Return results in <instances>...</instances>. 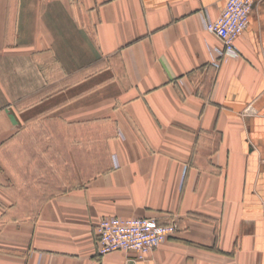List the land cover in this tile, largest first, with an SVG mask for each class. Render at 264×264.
<instances>
[{"label":"crops","instance_id":"0c3cea01","mask_svg":"<svg viewBox=\"0 0 264 264\" xmlns=\"http://www.w3.org/2000/svg\"><path fill=\"white\" fill-rule=\"evenodd\" d=\"M226 1L0 0V264H264V0L238 56ZM108 216L179 231L102 256Z\"/></svg>","mask_w":264,"mask_h":264},{"label":"built area","instance_id":"2783aa9c","mask_svg":"<svg viewBox=\"0 0 264 264\" xmlns=\"http://www.w3.org/2000/svg\"><path fill=\"white\" fill-rule=\"evenodd\" d=\"M254 2L227 0L220 15L206 22L205 28L222 41L223 55H239L236 41L248 27ZM178 231L179 224L175 220L160 223L153 217H104L97 226V253L104 256L124 251L144 259Z\"/></svg>","mask_w":264,"mask_h":264},{"label":"rangeland","instance_id":"374dc122","mask_svg":"<svg viewBox=\"0 0 264 264\" xmlns=\"http://www.w3.org/2000/svg\"><path fill=\"white\" fill-rule=\"evenodd\" d=\"M46 131H44V133H45ZM47 137L48 136H46V133H45V136L43 137V141L45 142V144H47V142H48V140H47ZM93 148L95 149V146H93ZM99 157V156H98ZM95 163H97V164H101L102 163V161L101 160H98V161H96ZM90 164V161H88V165ZM95 169H91L90 167L88 168V172H93ZM86 179H89V178H86ZM82 180H84V179H82Z\"/></svg>","mask_w":264,"mask_h":264}]
</instances>
